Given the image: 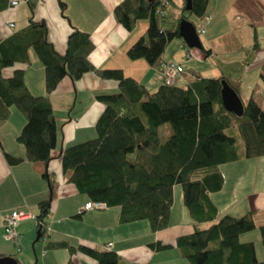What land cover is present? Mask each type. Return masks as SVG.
<instances>
[{"label":"trees","instance_id":"1","mask_svg":"<svg viewBox=\"0 0 264 264\" xmlns=\"http://www.w3.org/2000/svg\"><path fill=\"white\" fill-rule=\"evenodd\" d=\"M164 1H168L167 7ZM208 2L191 0L188 15L205 19ZM8 4L9 0H0V12ZM58 5L61 17L70 22L66 4L58 0ZM171 5V0H124L116 6L114 17L127 31L138 21H148L145 34L127 50L129 60L160 66L167 44L180 38L179 22L189 20L182 16L176 24L164 27V12ZM32 9L31 4V12ZM70 26L63 55L49 43L46 24L32 16L25 27L0 39V121L7 120L11 107L23 115L26 123L17 142L23 146L26 159L45 165L53 160L57 127L49 95L65 78L76 82L83 75L94 73L103 81H114L118 86L116 93L96 97L103 111L95 123V138L67 146L58 155L66 182L88 203L118 208L119 223L147 221L153 233L168 228L174 187L180 184L183 204L193 221L192 232L175 241L181 258L188 264H264V256L262 260L257 257L255 243L241 241V236L258 231L264 254V222L257 223L258 212L239 218L225 215L216 220L217 208L211 200V195L224 186L221 166L264 156V108L254 97L256 90L246 102L240 100L234 110L224 107L221 93L225 84L237 92L238 84L223 75L207 79L193 74L185 87L166 85L162 79V84L149 92L120 69H96L89 61L94 48L89 34ZM29 51L44 69L43 96L28 90L23 69L5 75L16 63L30 64ZM201 51L203 58L210 54L203 47ZM259 77L264 91V66ZM233 128L238 130L239 138L226 134ZM239 141H243L244 153L238 149ZM11 159L14 163L21 161ZM43 178L53 191L57 186L53 174L45 172ZM52 203V198L42 202L41 212L34 218L39 241L46 243V249H65L69 255L66 264H76L77 255L96 264H119L120 258L114 252L84 244L46 242ZM205 223L209 226L199 227ZM149 247L164 251L172 246L155 242Z\"/></svg>","mask_w":264,"mask_h":264},{"label":"crops","instance_id":"2","mask_svg":"<svg viewBox=\"0 0 264 264\" xmlns=\"http://www.w3.org/2000/svg\"><path fill=\"white\" fill-rule=\"evenodd\" d=\"M122 1L63 0L68 22L60 15L58 0H29L16 8L8 7L0 12V39L4 40L25 27L32 16L35 21L46 24L49 43L59 55H63L72 25L89 34L94 46L89 61L96 69H120L125 76L133 78L149 92H154L162 84L160 67L151 66L144 60L131 61L127 57V50L145 34L148 21H138L131 31L125 30L114 17V9ZM171 1L172 5L168 8L170 16L174 18L177 14L171 7L174 5L178 10L184 3L183 0ZM164 14L167 15V10ZM205 16V19H196L200 21V28L204 27L202 35L206 47L201 42L202 47L209 50L210 54L200 59L199 55L188 52V55L201 60L197 67L198 76L206 78L204 76L210 75L215 78L216 71L225 69L227 73H220V76L223 75L232 83L237 82L236 93L243 103L253 89L256 90L254 97L258 91L263 99L259 71L264 66V0H209ZM175 58L173 61L180 63L177 55ZM29 60L30 64H14L6 70L5 75H11L14 69H23L28 90L33 95L43 96L46 94L43 66L33 51H29ZM162 62H167L165 53L159 64ZM117 91L116 82L103 81L94 73H87L76 82L65 78L58 85L49 95L56 121L57 143L52 153L53 160L47 165L26 159L23 146L17 142L26 120L16 108L11 107L7 120L0 121V234L4 216L15 211L27 216L17 228L18 240L24 251L17 257L20 264H26L27 255H30L27 264H66L69 258L65 249L48 251L43 241L44 247L38 258L35 246L31 245L33 229H36L34 218L41 212L40 204L50 198L53 203L47 217L49 231L46 242L63 241L73 246L84 244L114 252L120 258L119 264H188L174 247L176 239L190 234L193 228V221L183 204L182 191H178V186L173 191L168 228L153 233L145 221L119 223L118 208L85 211L84 206L89 201L78 195L63 176L59 153L67 146L95 138V123L103 111L96 97ZM11 158L21 161L14 163ZM263 164L264 156H261L220 167L224 186L220 192L211 195L217 208L216 220L225 215L239 218L257 211V223L264 222V185L256 181L258 170L263 177ZM243 166L246 172L251 171L250 180L236 181L234 176ZM223 169L229 172V177ZM45 172L53 174L57 181L53 191L43 178ZM228 180L231 186H228ZM208 226V223L199 225L202 228ZM241 241L254 242L257 248L260 244L258 231L241 236ZM155 242L172 247L155 251L149 247ZM105 246H110V249H105ZM31 249L35 258L31 255ZM256 252L262 260L261 252ZM74 262L96 264L79 255L74 257Z\"/></svg>","mask_w":264,"mask_h":264},{"label":"rangeland","instance_id":"3","mask_svg":"<svg viewBox=\"0 0 264 264\" xmlns=\"http://www.w3.org/2000/svg\"><path fill=\"white\" fill-rule=\"evenodd\" d=\"M172 8H174V11H176L177 16H175L174 18L171 17L170 16V9L166 8L167 15L164 18V22H163L164 27L169 28L171 23H175L176 24L178 18H181L182 16L188 17L189 21H191L196 28L202 27V26H199L200 25V21L198 19H196L194 17H190L188 15V13L183 10V6L180 5V8L178 10L175 9L174 5L171 7V9ZM199 38H200V41L203 43L204 47H206V44L204 42V35H200ZM188 52H193V53L199 55L198 57H200V59H202V57H203V52L201 51V49H193V48L189 49L188 47H186L184 45L183 40L180 39V38H175V39L171 40L167 44V46H166V48H165V50L163 52V54L165 53V56L167 58V62L168 61L174 62L173 60H176L175 55H177V58L180 59V63L179 64L181 65V67L183 69V75H181V77L177 80V82H176V86L177 87H185L186 84H187V81H191L192 80V77H193L192 75L193 74H197L198 75L197 67H199V62L201 60L200 59H195L197 56L194 57L193 55H188ZM219 71H216V73L214 74L215 78L219 77L220 73L221 74L222 73H224V74L227 73V70L222 69V68L219 69ZM204 77H206L207 79H213V78H211L213 76H210V75H207V76H204ZM260 87H263V84L260 85ZM247 99H248V96L245 98V102L247 101ZM255 99L264 108V93H263V99H262L260 97L259 92L257 91ZM226 134L239 138V132H238V130L236 128L226 130ZM243 146H244L243 145V141H239L238 149H239V147H240V149H242L241 153H244ZM262 168H263L262 173H263V177H264V164H263ZM246 171H247L246 168L243 166L242 169H239L238 173L234 176V179L236 181H238V180H241V181L243 180L244 182L249 181L250 180L251 171H248V172H246ZM223 172L227 175V177H229L228 176L229 172L226 173V171L224 169H223ZM263 177H262L261 172H259V170H258L257 180L256 181H258L259 184L262 183V185H264V180L262 179ZM230 184H231L230 180H228V186H231ZM175 186H178V191L181 190V185L180 184L175 185ZM145 222H147V221H145ZM147 224H148V222H147ZM35 239H36V229L34 227V229H33V238H32L31 245L33 244L35 246L36 255L39 258L40 254H41V251H42V246H43L42 245L43 244L42 241L43 240L35 242ZM12 244L14 245V247L12 246ZM21 245L22 244H20L19 240L17 241L16 244H14V243L10 242L9 240L5 239L3 231L1 232V234H0V254L1 255H4V256H15L17 258V257L22 255L21 252L23 251L22 250L23 247ZM18 249H19V251H18ZM47 250L50 251V249H47ZM256 251H260L262 256H264L261 244L257 245ZM31 255H32V257L35 258L34 253L32 252V249H31ZM29 256L30 255H27V260L30 259ZM27 260H26V264H27ZM29 264H33V263H29Z\"/></svg>","mask_w":264,"mask_h":264},{"label":"built area","instance_id":"4","mask_svg":"<svg viewBox=\"0 0 264 264\" xmlns=\"http://www.w3.org/2000/svg\"><path fill=\"white\" fill-rule=\"evenodd\" d=\"M28 0H9L8 7L16 8L21 3H25ZM165 7L168 6V1L162 2ZM163 12H160L162 15ZM13 27V24H11ZM204 29L201 28L198 30V34H203ZM160 71L163 76V81L166 85H173L178 78L183 74V69L179 63L168 61L162 62L160 64ZM106 209V206L102 203H87L84 206L85 211H92V210H103ZM50 215V214H49ZM27 218L26 215H23L20 212H12L4 216L3 218V234L5 239L9 240L10 242L16 244L18 241V233L17 228L19 227L20 223ZM47 232L49 231L48 225L46 226ZM105 249L109 250L110 246H105Z\"/></svg>","mask_w":264,"mask_h":264},{"label":"water","instance_id":"5","mask_svg":"<svg viewBox=\"0 0 264 264\" xmlns=\"http://www.w3.org/2000/svg\"><path fill=\"white\" fill-rule=\"evenodd\" d=\"M148 2H154L155 0H147ZM191 0H185L184 11H191ZM178 35L183 40L186 47L189 49H201L202 44L197 34L196 27L194 24L187 20L182 19L178 26ZM222 103L228 110L237 109L241 103L237 93L229 87L227 84L223 86L221 93ZM40 240V233L37 232L35 241ZM0 264H17L15 258L12 256H4L0 254Z\"/></svg>","mask_w":264,"mask_h":264}]
</instances>
